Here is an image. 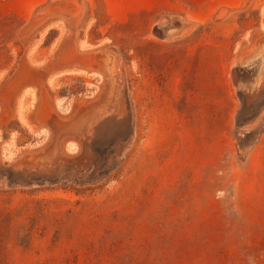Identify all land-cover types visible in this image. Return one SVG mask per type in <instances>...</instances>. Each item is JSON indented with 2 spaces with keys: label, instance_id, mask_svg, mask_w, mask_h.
Masks as SVG:
<instances>
[{
  "label": "rangeland",
  "instance_id": "obj_1",
  "mask_svg": "<svg viewBox=\"0 0 264 264\" xmlns=\"http://www.w3.org/2000/svg\"><path fill=\"white\" fill-rule=\"evenodd\" d=\"M264 0H0V264H264Z\"/></svg>",
  "mask_w": 264,
  "mask_h": 264
},
{
  "label": "water",
  "instance_id": "obj_2",
  "mask_svg": "<svg viewBox=\"0 0 264 264\" xmlns=\"http://www.w3.org/2000/svg\"><path fill=\"white\" fill-rule=\"evenodd\" d=\"M262 45H264V39L262 40ZM255 55L240 63L234 70L236 83L247 91L253 90L259 80L264 78V70L256 69L251 65Z\"/></svg>",
  "mask_w": 264,
  "mask_h": 264
},
{
  "label": "bare ground",
  "instance_id": "obj_3",
  "mask_svg": "<svg viewBox=\"0 0 264 264\" xmlns=\"http://www.w3.org/2000/svg\"><path fill=\"white\" fill-rule=\"evenodd\" d=\"M254 60L252 61L251 65L259 70H264V45L260 47L258 53L254 56ZM234 78L235 74H234ZM237 84V83H236Z\"/></svg>",
  "mask_w": 264,
  "mask_h": 264
}]
</instances>
